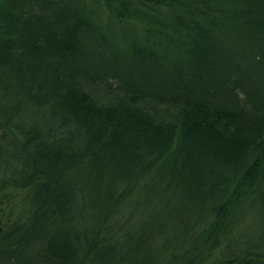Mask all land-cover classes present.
Returning <instances> with one entry per match:
<instances>
[{
  "label": "trees",
  "instance_id": "16d2710c",
  "mask_svg": "<svg viewBox=\"0 0 264 264\" xmlns=\"http://www.w3.org/2000/svg\"><path fill=\"white\" fill-rule=\"evenodd\" d=\"M0 264H264V0H0Z\"/></svg>",
  "mask_w": 264,
  "mask_h": 264
}]
</instances>
